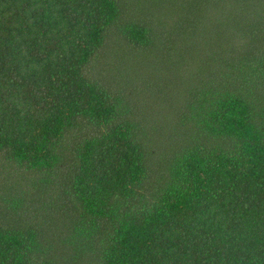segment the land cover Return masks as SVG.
Instances as JSON below:
<instances>
[{
  "label": "trees",
  "instance_id": "16d2710c",
  "mask_svg": "<svg viewBox=\"0 0 264 264\" xmlns=\"http://www.w3.org/2000/svg\"><path fill=\"white\" fill-rule=\"evenodd\" d=\"M0 264H264V0H0Z\"/></svg>",
  "mask_w": 264,
  "mask_h": 264
}]
</instances>
